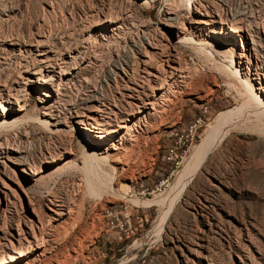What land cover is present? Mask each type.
Masks as SVG:
<instances>
[{
    "label": "rangeland",
    "instance_id": "1",
    "mask_svg": "<svg viewBox=\"0 0 264 264\" xmlns=\"http://www.w3.org/2000/svg\"><path fill=\"white\" fill-rule=\"evenodd\" d=\"M119 1L143 24L157 60L167 43L163 20L176 16L183 33L172 39L180 70L167 87L170 100L159 113L131 117L133 136L125 135L116 151L124 130L89 138L77 124L87 120L72 113L95 105L94 96L124 106L125 74L132 82L142 78L128 34L104 26L110 16L103 9ZM144 1L0 0V89L25 90L22 110L0 98V141L13 146L0 155V207L6 198L16 201V191L23 194L20 182L43 207L50 198L74 196L71 217L45 231L47 251L11 264H264V108L243 83L258 86L254 71L264 83V0ZM200 18L209 21L199 30L205 42L222 45L221 59L247 44L249 74L238 77L214 55L180 41L195 36ZM221 26L241 28L242 38L226 39ZM79 55L91 62L79 64ZM61 59L76 73L55 94L57 81L34 80L48 61ZM21 165L36 174L24 177ZM162 207L169 212L158 231ZM17 208L0 215V262L23 246L8 226L10 216L14 222L25 214ZM105 209L112 215L105 217Z\"/></svg>",
    "mask_w": 264,
    "mask_h": 264
},
{
    "label": "bare ground",
    "instance_id": "2",
    "mask_svg": "<svg viewBox=\"0 0 264 264\" xmlns=\"http://www.w3.org/2000/svg\"><path fill=\"white\" fill-rule=\"evenodd\" d=\"M105 10L108 11L105 14L109 15L110 17L108 19H104V20L102 19L103 22H105L104 26L107 28H114V30H116L118 32L125 31L126 34H128V41L130 43L131 48H135L136 51L140 54L139 64L142 65V75H141L142 78L138 82L137 81L132 82L130 80V78L128 77V75L125 74L126 79L124 81L123 87L125 90L124 96L127 98V101H126L124 106L117 104L114 100L108 99L107 97H99L98 96V98H97L96 96H94L93 99L96 100L95 105L86 109V111L83 112L82 114H79V113H72V114H75V116H77V117H84L87 120L85 122L84 120H81V118H79L80 120L77 121V124H81V128L85 131V134L87 136H89V138L97 137L100 139V141H102V140H105L108 136H111L112 134H116V133H119L120 131L124 130V133L121 134V136L119 137V144L113 146V149L117 151V150H120L121 144L125 139V135H129L130 137L133 136V133L131 130V124H129L131 122V117L136 116L137 114L142 113L146 110H147V112L153 111V112L159 113L158 107H162V105H164L165 102L168 103V101L170 100V94L168 93L169 90L167 91V87L169 88L168 85L170 84L171 79L173 77H175L176 75H178L179 70H180V65H179L180 64V62H179L180 57L178 56V54L176 53L175 49L172 46V39H173L174 35L179 37L180 34L183 33V30L179 29V27H178L179 25H177V23L174 21V19L177 18L176 16L168 17L165 21L163 20L162 23L164 24V26H166V28H165L166 33L162 34L160 37L162 39H165V41H167V43H164L162 45V47H164L163 49H162V47L160 48L161 49L160 53H161V55L164 56V58L157 60L156 59L157 51L155 49V46H153L151 43H149V40L147 37V32H145L143 29V24L141 23V21L139 20V18L137 17L135 12L130 8L129 5H126L122 1L115 2V3H109L107 5V7L105 9H103L102 12L104 13ZM210 20L212 22L214 19H210ZM196 22H197V24L194 27L195 31L193 33L195 36H193V37H185L184 36L183 38L180 39V41H184L187 44L194 45L195 47H198L201 50H203L207 53H210L211 55H214V57H216V59L218 58L224 62V65L226 66L225 68H228L232 73L236 74L238 77H239L238 73L240 71H241V73H242V71H244L245 75L250 73V70H251L250 66H252L251 65L252 63L249 61L250 59H248V64L246 67L243 65V61H245L244 59L247 57L246 56V52L248 50L247 44H245V43L242 44L243 43L242 42L240 50H238L236 52H234V51L229 52L228 56L230 58L228 60L225 59V57L227 56V53L222 55V56H224V58L221 59L219 56L220 55L219 50H221L220 48L222 47V45H220V43H216L214 45V47H211V45L208 44L209 42L208 43H207V41L205 42V35L203 34L204 36H202V34L199 31L200 27H203L204 24H207L209 22L208 19L200 18ZM88 23H89V21H88ZM238 27H240V26L238 25ZM181 28H183V26ZM212 28H214V27H212ZM247 29H249V28H247ZM240 30H241V28L240 29H238V28L225 29L223 26H221L217 32L222 33L223 37H225L226 39L229 38L232 41L237 35L240 36V38H242V35L240 34ZM211 32H215V30H211ZM257 32H258V30H257ZM206 35L208 36V34H206ZM46 51H48V50H46ZM248 52H249V50H248ZM255 53H257V52H255ZM42 54H44V53H42ZM80 55H79V57H80ZM82 55H84V54H82ZM69 56L73 57L72 55H69ZM80 58H82V60L79 61V64H82L85 61H88V62L90 61V58L87 56L86 57L85 56L80 57ZM47 60H48V58H47ZM76 61H78V59ZM214 61H216V60H214ZM155 63L157 65H155ZM157 66H159V67H157ZM57 67H58V70H56ZM39 70L41 71V69H39ZM43 71L45 72V74L40 76V80L35 79L34 82L35 83H42L44 85L45 84H48V85L52 84L53 85V83L55 81H57L55 94H61L59 91L60 84L64 83V81L66 82L67 79H69L70 77H72L76 73V66H70L67 64L66 60L61 59L59 63L56 61H48L45 65ZM181 71H183V70L181 69ZM32 73L36 74L35 71H32ZM124 73H125V70H124ZM254 74L256 76L255 77L253 76L252 79L255 80V78H257V81H258L257 87H253V84L251 83L250 80H244V81L242 80V81H243V83H245V86L248 88L247 91H250L251 95H253V97L255 98L254 100H256L258 102L259 106H261V108L263 109L264 108V83L259 80V76L257 75V73L255 71H254ZM62 87H63V85H62ZM42 88L43 87H40V89H42ZM19 90L21 91V93L19 92ZM19 90H18V92L20 93L19 95H13L11 92L6 91V89L2 88V89H0V98L2 100H4V102L9 103V104L13 103V101H14V104L16 103L19 106L18 110H22L21 104H19L20 103L19 100H22L24 97V93L22 92V90H24V89H23V87H21V89H19ZM15 92H17V91H15ZM173 93H171V94H173ZM55 94L50 93V98H51L53 103L58 102V99H57L58 95H55ZM11 99H13V100H11ZM165 107L166 106H163L162 108H165ZM4 110H5V108L3 107V110L1 113L2 115L5 114ZM161 111H162V109H161ZM162 113H160V114H162ZM50 116H51V114H50ZM0 123H2V122H0ZM135 131L138 132V130H135ZM8 144H10V143H8V141H7V143H3L0 141V155H3L4 153L8 152L10 149H13L12 148L13 146L11 147ZM124 152H126V151H124ZM119 159H121V158H115L114 160L116 162H120ZM54 160L55 159H51L49 161H54ZM19 164H21V163H18V165ZM19 170H20V172H22L24 177L27 175H29V176L34 175L37 172V171H35V169L30 170L29 168H26L23 165H21ZM16 185H17L18 190L20 189L25 196H23V194H21L19 192L17 193V191H16V194H18L16 201L15 200L11 201L9 198H6L5 202L4 203L2 202V206L0 207V215H3V216H6V214L12 215L11 211H16L18 209L17 203H18V207L22 211H24L25 214L24 215L22 214L23 216H20V214H19V217H16V219H14V222H13V219L11 216L8 218L9 219L8 220V226L12 229V231L16 229V231H17L16 240L19 242L23 241V246L21 247L19 252H17L16 254L15 253L11 254V255L9 254L10 255L9 258L8 259L5 258L3 261L0 262V264H11L12 262L15 263V262L20 261L24 258L25 259L28 258L30 256V254L43 255L45 250L47 251V249H46L47 242L49 243L47 237L45 236L46 229L50 225H52L54 221H57L59 219L61 220L62 218H64V215H66V214L68 216L67 218H70L72 211H73V207H74V206H72L73 201H74L73 200L74 196L69 197L70 196L69 195L68 196L69 198L62 199L60 202H57L59 200H55L53 198L48 199V203L45 204V207H46V210H45V207H43V205H41L42 203L40 204L39 202H35L34 200H32L29 197L28 190L26 189L27 187L25 188V186L21 182L16 183ZM29 189H32V188H29ZM73 192H74V190H73ZM62 195H63V193H62ZM66 195H67V193H66ZM25 197H26V199H25ZM56 197H57V195H56ZM61 197L63 198V196H61ZM15 198H16V196H15ZM174 198H175V196L173 197V199ZM171 201L173 202V200H171ZM65 209H66V211H65ZM167 210H168L167 207L163 208L162 210L160 209L159 214L155 218V221H154L155 227L154 226L153 227L156 228V230H158V231L161 229V227H162V225L166 219ZM168 212H169V210H168ZM17 215H18V213H17ZM67 218H65V219H67ZM9 221H12V222L9 223ZM50 227L48 229H50ZM63 230H65V229H63ZM51 231L53 232V230H51ZM50 233H49V235H52Z\"/></svg>",
    "mask_w": 264,
    "mask_h": 264
},
{
    "label": "built area",
    "instance_id": "3",
    "mask_svg": "<svg viewBox=\"0 0 264 264\" xmlns=\"http://www.w3.org/2000/svg\"><path fill=\"white\" fill-rule=\"evenodd\" d=\"M103 215H104L105 217H109V216L112 215V212H110L109 210L105 209L104 212H103Z\"/></svg>",
    "mask_w": 264,
    "mask_h": 264
}]
</instances>
